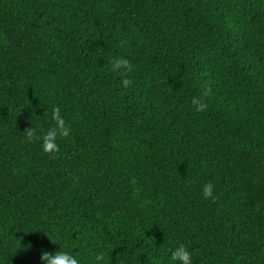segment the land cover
I'll use <instances>...</instances> for the list:
<instances>
[{"label": "trees", "instance_id": "obj_1", "mask_svg": "<svg viewBox=\"0 0 264 264\" xmlns=\"http://www.w3.org/2000/svg\"><path fill=\"white\" fill-rule=\"evenodd\" d=\"M54 107L71 135L45 154L26 135ZM178 244L264 264V0H0V264H171Z\"/></svg>", "mask_w": 264, "mask_h": 264}, {"label": "clouds", "instance_id": "obj_2", "mask_svg": "<svg viewBox=\"0 0 264 264\" xmlns=\"http://www.w3.org/2000/svg\"><path fill=\"white\" fill-rule=\"evenodd\" d=\"M111 71L119 73L122 77L121 87L127 89L132 85V80L123 78L127 74L132 73L133 65L128 59L118 57L111 61ZM209 96V92H205L200 97H193L192 105L196 113H202L208 110L209 104L205 102V98ZM52 126L48 128L42 136L37 135L35 129L27 131L26 140L33 139L42 141L41 148L45 154H56L60 151V146L57 143L58 138H67L71 135V130L65 119L61 115L59 108L54 107L51 114ZM215 185L212 182H207L202 185L201 194L203 199H214ZM28 249L32 246L29 244ZM110 251L101 250L94 257L89 258V264H108ZM42 264H83V258L77 256L70 248H61L54 253L47 251L41 255ZM171 264H193V253L184 245L178 244L170 255Z\"/></svg>", "mask_w": 264, "mask_h": 264}]
</instances>
